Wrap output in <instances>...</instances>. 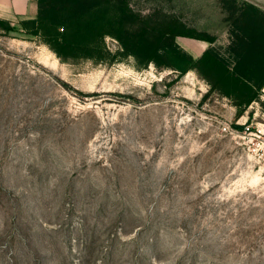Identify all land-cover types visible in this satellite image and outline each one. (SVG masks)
Returning a JSON list of instances; mask_svg holds the SVG:
<instances>
[{
  "label": "rangeland",
  "instance_id": "1",
  "mask_svg": "<svg viewBox=\"0 0 264 264\" xmlns=\"http://www.w3.org/2000/svg\"><path fill=\"white\" fill-rule=\"evenodd\" d=\"M131 5L229 41L218 0ZM11 24H0V264H264L263 92L237 107L195 70L140 61L112 36L104 59L60 57ZM177 40L196 57L211 45Z\"/></svg>",
  "mask_w": 264,
  "mask_h": 264
},
{
  "label": "trees",
  "instance_id": "2",
  "mask_svg": "<svg viewBox=\"0 0 264 264\" xmlns=\"http://www.w3.org/2000/svg\"><path fill=\"white\" fill-rule=\"evenodd\" d=\"M218 2L228 27L226 46L214 45L216 37L207 32L182 30L177 20L146 22L131 0H38L37 17L23 19L20 28L41 36L60 57L104 59L109 54L106 36H112L140 61L169 66L179 76L193 69L211 85L210 91L228 96L237 107L247 106L260 99L264 88V8L250 0ZM0 24L8 31L17 29L2 19ZM178 37L211 45L196 57Z\"/></svg>",
  "mask_w": 264,
  "mask_h": 264
},
{
  "label": "crops",
  "instance_id": "3",
  "mask_svg": "<svg viewBox=\"0 0 264 264\" xmlns=\"http://www.w3.org/2000/svg\"><path fill=\"white\" fill-rule=\"evenodd\" d=\"M259 6L264 8V3H260ZM38 12V0H0V19L13 24H19L23 19H33L37 17Z\"/></svg>",
  "mask_w": 264,
  "mask_h": 264
},
{
  "label": "built area",
  "instance_id": "4",
  "mask_svg": "<svg viewBox=\"0 0 264 264\" xmlns=\"http://www.w3.org/2000/svg\"><path fill=\"white\" fill-rule=\"evenodd\" d=\"M257 132H259L260 134H264V125L261 126V127H259V128L257 129Z\"/></svg>",
  "mask_w": 264,
  "mask_h": 264
}]
</instances>
